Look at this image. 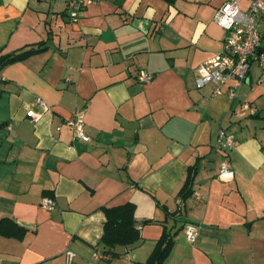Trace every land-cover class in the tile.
Here are the masks:
<instances>
[{
    "label": "crops",
    "instance_id": "0c3cea01",
    "mask_svg": "<svg viewBox=\"0 0 264 264\" xmlns=\"http://www.w3.org/2000/svg\"><path fill=\"white\" fill-rule=\"evenodd\" d=\"M227 1L94 0L72 22L68 0H0V58L41 47L0 70V220L24 233L0 234V264H68V251L71 264H147L165 231L163 264H264V69L252 64L235 99L197 84L224 48L215 15ZM257 26L264 47V11ZM77 112L88 143L67 125ZM221 129L235 138L228 154ZM128 203L142 239L112 257L103 210Z\"/></svg>",
    "mask_w": 264,
    "mask_h": 264
},
{
    "label": "built area",
    "instance_id": "2783aa9c",
    "mask_svg": "<svg viewBox=\"0 0 264 264\" xmlns=\"http://www.w3.org/2000/svg\"><path fill=\"white\" fill-rule=\"evenodd\" d=\"M94 0H68L69 17L72 22H78L84 14L86 6ZM264 11L263 0H253L248 12H242L238 0H228L219 8L215 15V21L225 30V44L221 52L216 53L210 60L198 68L197 84L202 87L206 84L216 86V95L222 94V88L229 86L228 95L231 99L238 96L239 89L248 80L253 63L259 64L264 69V47L263 36L257 26V21ZM138 79L141 83H150L153 76L141 71ZM37 103L46 108L42 99ZM33 122L37 123L42 115L33 110L28 112ZM72 129L74 138L84 143L90 142L91 138L85 131V116L83 112H77L74 117L67 121ZM236 146L235 138L226 130L221 129L218 133L217 148L225 154L230 153ZM230 171L228 163L221 166L220 173ZM200 198V195L197 194ZM181 203V201H180ZM40 205L46 210H53L56 202L51 197L42 198ZM201 225L189 223L185 226L184 233L187 239L195 243L198 239ZM103 252L97 250L94 258L101 259ZM74 254L67 252L68 264L72 263Z\"/></svg>",
    "mask_w": 264,
    "mask_h": 264
},
{
    "label": "trees",
    "instance_id": "16d2710c",
    "mask_svg": "<svg viewBox=\"0 0 264 264\" xmlns=\"http://www.w3.org/2000/svg\"><path fill=\"white\" fill-rule=\"evenodd\" d=\"M40 48L41 47H30L22 50L20 53L2 56L0 58V70L7 65L24 60L30 55L40 52ZM197 170V166L190 169L187 182L180 195L182 199L186 198L190 193L194 178L193 176ZM135 210L136 206L133 203L113 208H104L103 211L105 213L106 221L102 243L106 248L104 251L105 253L111 254L112 257H118V254L114 252V249L118 246L129 247L135 245L142 239L140 230L137 228L135 222ZM0 234L6 237L22 238L24 233H22L21 228H19L16 223L4 218L0 220ZM173 243L174 235L171 232L165 231L147 264H163L165 258L169 255L173 247Z\"/></svg>",
    "mask_w": 264,
    "mask_h": 264
}]
</instances>
